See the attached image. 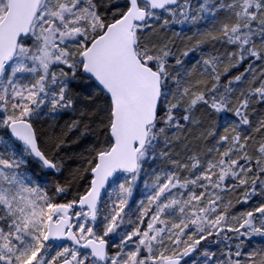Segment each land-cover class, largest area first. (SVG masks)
Segmentation results:
<instances>
[{
  "label": "snow or ice",
  "instance_id": "snow-or-ice-1",
  "mask_svg": "<svg viewBox=\"0 0 264 264\" xmlns=\"http://www.w3.org/2000/svg\"><path fill=\"white\" fill-rule=\"evenodd\" d=\"M0 264H264V0H0Z\"/></svg>",
  "mask_w": 264,
  "mask_h": 264
},
{
  "label": "trees",
  "instance_id": "trees-1",
  "mask_svg": "<svg viewBox=\"0 0 264 264\" xmlns=\"http://www.w3.org/2000/svg\"><path fill=\"white\" fill-rule=\"evenodd\" d=\"M68 164H69V165H72V166H75V165H74V162H73L72 160H69V161H68ZM237 207H240V206H237Z\"/></svg>",
  "mask_w": 264,
  "mask_h": 264
}]
</instances>
